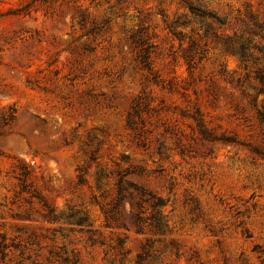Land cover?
I'll list each match as a JSON object with an SVG mask.
<instances>
[{
    "label": "rangeland",
    "instance_id": "obj_1",
    "mask_svg": "<svg viewBox=\"0 0 264 264\" xmlns=\"http://www.w3.org/2000/svg\"><path fill=\"white\" fill-rule=\"evenodd\" d=\"M258 70L264 0H0V264H264Z\"/></svg>",
    "mask_w": 264,
    "mask_h": 264
},
{
    "label": "trees",
    "instance_id": "obj_2",
    "mask_svg": "<svg viewBox=\"0 0 264 264\" xmlns=\"http://www.w3.org/2000/svg\"><path fill=\"white\" fill-rule=\"evenodd\" d=\"M85 21H86V18L82 14L80 16L79 23L81 25H83L85 23ZM99 30H100L99 27L94 26L90 30L87 31V34L97 33V32H99ZM173 33L175 34V32H173ZM133 44L135 46V49H137V53H136L137 54L136 55L137 62L139 63L141 68H143L144 70H146L152 74L149 47L145 46V41L135 40L134 37H133ZM188 65L190 68L191 67L190 63H188ZM257 74H258V78H259L260 83H261V90H264V72L262 70H258ZM142 103H144L143 106H144V108H146L147 105L143 101L142 97L139 96L137 99L134 100L133 105L131 106V111L128 113L129 125H132L134 123V122H132V117L138 116L139 113L142 111V109H143V106H141ZM258 116L260 117L261 122L264 123V109L261 111L260 110L258 111ZM195 120L197 121V126L199 127V130H200L202 136H204L205 138H210V137L212 138L211 133H209L204 128L202 122L197 118H195ZM19 170H20V172H19V175L17 177L19 190H20V192H27L28 187H29V184L27 183V181H28V177H29L30 173L23 166H21V167L19 166ZM125 181H126L125 178H123L122 176L120 178H118L116 200L114 201V204H113V207L111 208V210H108L106 214H109L108 216H110L112 219H116L117 218L116 212L119 211V209L122 207L123 203L128 201V200L132 201L131 204H132L133 208L137 210V212L131 213L133 224L136 227V231L141 233L143 231L144 223H146L147 222L146 220L148 219V218L141 216L143 205L145 202H149L151 199H153L154 195H152L143 186L133 184V183L130 185L136 190L137 194H134L133 192H129L127 187L125 186ZM79 182L83 183L84 180L82 178H79ZM160 205H162V201L157 200L153 204V207L157 208ZM49 216L53 217V210L52 209L49 210ZM154 219L157 220L156 227L162 228L161 220L155 216H154ZM124 241H125V238H119V240H118L119 246H121ZM148 245L149 244L147 243L146 246H148ZM0 248H5V246L0 245ZM139 259L141 260L142 256H139Z\"/></svg>",
    "mask_w": 264,
    "mask_h": 264
}]
</instances>
